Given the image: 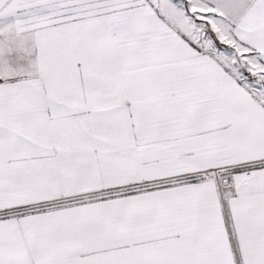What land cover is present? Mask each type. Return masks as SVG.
I'll list each match as a JSON object with an SVG mask.
<instances>
[{
    "label": "snow or ice",
    "instance_id": "obj_1",
    "mask_svg": "<svg viewBox=\"0 0 264 264\" xmlns=\"http://www.w3.org/2000/svg\"><path fill=\"white\" fill-rule=\"evenodd\" d=\"M0 264H264V0H0Z\"/></svg>",
    "mask_w": 264,
    "mask_h": 264
}]
</instances>
